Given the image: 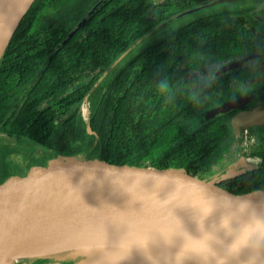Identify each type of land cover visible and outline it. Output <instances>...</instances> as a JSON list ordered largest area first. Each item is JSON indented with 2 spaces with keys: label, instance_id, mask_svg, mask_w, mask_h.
Masks as SVG:
<instances>
[{
  "label": "trees",
  "instance_id": "1",
  "mask_svg": "<svg viewBox=\"0 0 264 264\" xmlns=\"http://www.w3.org/2000/svg\"><path fill=\"white\" fill-rule=\"evenodd\" d=\"M209 1L35 0L0 75V134L17 142L0 146V164L36 146L96 142L131 158L224 169L241 149L219 157L233 128L229 116L203 118L218 80L207 88L202 81L231 60L264 53V8L222 3L171 20ZM251 155L260 162L243 178L255 182L264 178V137Z\"/></svg>",
  "mask_w": 264,
  "mask_h": 264
},
{
  "label": "water",
  "instance_id": "2",
  "mask_svg": "<svg viewBox=\"0 0 264 264\" xmlns=\"http://www.w3.org/2000/svg\"><path fill=\"white\" fill-rule=\"evenodd\" d=\"M34 1L0 0V75L13 37ZM237 1L243 0H210L171 20L208 4ZM256 57L227 63L219 71H233ZM248 99H231L203 118L224 114ZM258 125H264V109L239 112L231 119L235 133L240 127ZM87 131L92 134L89 122ZM243 174L233 166L216 169L131 158L96 142L57 149L36 146L10 154L0 164V264L75 258L79 260L73 264H80L98 251L135 256L137 264H264V228L241 231L252 218L264 221V178L253 182ZM100 210H110L111 221L121 231L73 244V249L71 244H59L12 258L43 231ZM78 245L87 248L78 250Z\"/></svg>",
  "mask_w": 264,
  "mask_h": 264
},
{
  "label": "flooded vegetation",
  "instance_id": "3",
  "mask_svg": "<svg viewBox=\"0 0 264 264\" xmlns=\"http://www.w3.org/2000/svg\"><path fill=\"white\" fill-rule=\"evenodd\" d=\"M254 5L258 7V9H262L264 8V1L261 2L257 0L256 3H253V6ZM258 9L256 11L259 12ZM252 55H258V57L254 58L251 62L247 63L245 66L239 67L233 71L226 73L220 72L219 74L211 75L210 79L208 78V83H206V86H204L205 88H207V86H209V83L210 85H212L214 80H218V82L215 84L217 85V88L215 90L214 89L211 90L208 96L211 97V95L213 94L214 97L217 96L221 97V100L217 105L228 102L233 98L234 99H238L242 97L249 98L248 100H245L239 107L231 109L230 111L223 114L226 115L225 120H227L226 118L229 116L230 125L233 115L239 112L250 111L254 109H264V71L261 70V67L264 66V53L252 54ZM252 55H248V56H252ZM246 57H241L236 60H231L227 63L230 62L236 63L243 60ZM227 63L223 64V66H221L220 69H222ZM248 131L251 134H245ZM253 132L258 133L259 138L257 139L258 140L257 143H256V139L252 135ZM232 136L236 139V141L239 144H241L240 145L241 152L238 157L258 158L257 156L251 154L255 152L262 138L264 137V125L252 126L248 128L240 127L237 133H235L233 130ZM248 146H251V148L250 150L246 151V148ZM259 162L260 159L258 158V162L256 163V168ZM256 168L252 170H255ZM38 260L41 261L42 259H38ZM27 262H28L27 260H22L16 264H29ZM45 262L46 263L48 262L47 264H55V262L49 260ZM37 263L38 262L34 261V264Z\"/></svg>",
  "mask_w": 264,
  "mask_h": 264
},
{
  "label": "bare ground",
  "instance_id": "4",
  "mask_svg": "<svg viewBox=\"0 0 264 264\" xmlns=\"http://www.w3.org/2000/svg\"><path fill=\"white\" fill-rule=\"evenodd\" d=\"M110 216V210H100L51 227L22 245L16 250L12 258L43 251V249L45 250L46 248H51L59 244H71L69 246L73 244H86V241L89 239L100 237V235L109 232L121 231V229L111 221ZM123 243L128 244L133 242L123 240ZM70 248L73 249V246ZM75 248L78 250H85L87 247L78 245ZM12 258L10 260H12ZM136 258L135 256L125 257L122 254L109 251H98L85 258L80 264H137V262L133 260ZM198 264H259V262H207Z\"/></svg>",
  "mask_w": 264,
  "mask_h": 264
},
{
  "label": "rangeland",
  "instance_id": "5",
  "mask_svg": "<svg viewBox=\"0 0 264 264\" xmlns=\"http://www.w3.org/2000/svg\"><path fill=\"white\" fill-rule=\"evenodd\" d=\"M164 0H155V4H161ZM257 0H245V1H237V2H228V3H225L224 6H234V5H241L242 3H248V4H253V3H256ZM258 1H261L263 2L264 0H258ZM219 4H208V5H205L204 7L202 8H199L198 10H195L193 12H190L188 14H186V17L185 19H189L190 17L192 16H195V15H199V14H207L208 12L210 11H214V10H217L219 8ZM164 25H167V24H163L162 26H158V28L160 27H163ZM157 28V29H158ZM157 29L154 31L156 32ZM150 33L148 36H146L144 39L138 41V43L134 44L133 47L131 49H129L126 53H124L120 58L119 60L121 61V59L127 57L128 55L136 52V50H138V47L141 46V45H145L146 42H148L149 40H151L152 38H154L156 36V33ZM119 60L117 62H119ZM206 83H208V78L206 79H203L202 81V84L203 86L205 85L206 86ZM221 100V97L217 96V97H214L213 94L211 95L210 99H208V107L209 108H214V106L216 107V105L220 102ZM83 109V108H82ZM84 111H85V108H84ZM190 125H194L195 120H191L188 122ZM245 134H251L249 131ZM254 136V138L256 139V143L258 142V133L256 132H253L252 134ZM16 140L15 138H11V137H8L6 135H2L0 134V146H4V147H14L16 145ZM241 144H239L236 139L231 136L229 138H227L225 140V142L223 143V148L219 154V157L222 158V161H227L228 157L232 156L234 153H236V150L238 148H240ZM251 146H248L246 148V151L250 150ZM258 162V158H250V157H236V159L230 161V163L226 166H233V168L239 172V173H247L248 171L256 168V163ZM225 167V168H226ZM29 263V264H34V261L35 262H38L37 264H47L45 261H53L55 262V264H65L67 261L69 260H73L72 263L70 264H73V263H76L79 259L78 258H75V259H65V260H60V261H55L53 259H42L41 261H39L38 259H26ZM38 260V261H37Z\"/></svg>",
  "mask_w": 264,
  "mask_h": 264
},
{
  "label": "clouds",
  "instance_id": "6",
  "mask_svg": "<svg viewBox=\"0 0 264 264\" xmlns=\"http://www.w3.org/2000/svg\"><path fill=\"white\" fill-rule=\"evenodd\" d=\"M261 228H264V221H261L258 218H252L250 219L249 223L241 227V231L245 232L251 230H260Z\"/></svg>",
  "mask_w": 264,
  "mask_h": 264
},
{
  "label": "snow or ice",
  "instance_id": "7",
  "mask_svg": "<svg viewBox=\"0 0 264 264\" xmlns=\"http://www.w3.org/2000/svg\"><path fill=\"white\" fill-rule=\"evenodd\" d=\"M244 238H246V233L244 234Z\"/></svg>",
  "mask_w": 264,
  "mask_h": 264
}]
</instances>
